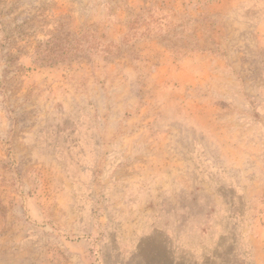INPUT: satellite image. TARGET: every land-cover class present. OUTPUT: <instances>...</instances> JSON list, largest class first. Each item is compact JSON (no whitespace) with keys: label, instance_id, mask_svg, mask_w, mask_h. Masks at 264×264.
Listing matches in <instances>:
<instances>
[{"label":"rangeland","instance_id":"1","mask_svg":"<svg viewBox=\"0 0 264 264\" xmlns=\"http://www.w3.org/2000/svg\"><path fill=\"white\" fill-rule=\"evenodd\" d=\"M0 264H264V0H0Z\"/></svg>","mask_w":264,"mask_h":264}]
</instances>
